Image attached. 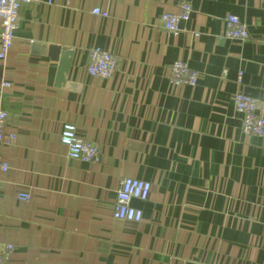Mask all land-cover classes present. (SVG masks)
<instances>
[{"label":"crops","instance_id":"obj_1","mask_svg":"<svg viewBox=\"0 0 264 264\" xmlns=\"http://www.w3.org/2000/svg\"><path fill=\"white\" fill-rule=\"evenodd\" d=\"M183 1L190 19L179 35L165 33L159 17ZM226 15L244 23L246 41L223 37ZM50 46L73 51L67 81L79 91L50 81ZM92 48L116 57L111 77L86 73ZM175 61L198 73L194 87L170 83ZM239 72L264 116V0L21 5L0 60V86L11 84L0 88V111L5 133L17 136L3 149L9 170L0 178L10 264H264V138L242 132L232 102ZM65 123L99 148V164L67 158ZM125 178L151 184L146 201L132 202L137 224L112 218Z\"/></svg>","mask_w":264,"mask_h":264},{"label":"built area","instance_id":"obj_2","mask_svg":"<svg viewBox=\"0 0 264 264\" xmlns=\"http://www.w3.org/2000/svg\"><path fill=\"white\" fill-rule=\"evenodd\" d=\"M37 0H0V60L6 59L15 35L19 19L21 5L30 4ZM120 1V0H109ZM192 8L189 3L181 2L177 13H163L159 17L161 29L174 36L181 32L180 23L190 19ZM92 15L100 19L108 18L106 10L94 8ZM223 37L229 40L246 41L249 34L244 23L235 15H226L223 19ZM196 36V35H195ZM88 64L86 73L92 77L107 79L111 77L117 67L116 57L108 51L100 48H92L88 51ZM169 81L174 86L194 87L198 81V73L188 68L181 62L175 61L169 66ZM237 91L233 95V107L241 117L242 132L246 136L264 138V116L256 112L255 101L245 94L242 88V73L239 72L237 79ZM11 84L4 82L1 89H8ZM7 114L0 111V178L7 173L9 166L2 156L3 149L11 146L15 140L14 133H5V121ZM59 142L65 148L67 158L74 161H81L89 164H99L101 161L99 148L81 138L77 134L76 126L72 123L63 124ZM151 192L149 182L125 178L121 181L119 189L116 191L112 208V218L116 221L137 224L142 220V212L132 205L134 200L146 201ZM21 201H28L29 195L17 193ZM14 247L11 244H4L0 247V264H10Z\"/></svg>","mask_w":264,"mask_h":264},{"label":"water","instance_id":"obj_3","mask_svg":"<svg viewBox=\"0 0 264 264\" xmlns=\"http://www.w3.org/2000/svg\"><path fill=\"white\" fill-rule=\"evenodd\" d=\"M48 57L52 62L58 63L57 76L56 79H53L52 75L54 69L50 72L51 78L50 81L55 82L56 87H63L75 91H79V85L70 83L67 81V76L71 67L73 51L66 50L61 47L50 46L47 48Z\"/></svg>","mask_w":264,"mask_h":264}]
</instances>
